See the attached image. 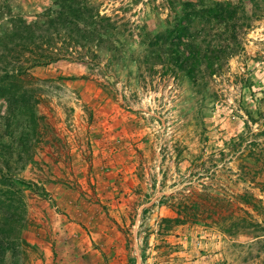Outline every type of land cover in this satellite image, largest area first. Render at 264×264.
<instances>
[{
  "label": "rangeland",
  "instance_id": "374dc122",
  "mask_svg": "<svg viewBox=\"0 0 264 264\" xmlns=\"http://www.w3.org/2000/svg\"><path fill=\"white\" fill-rule=\"evenodd\" d=\"M85 1L105 18L98 35L23 53L43 62L30 69L39 140L19 172L35 245L24 264H264V0H188L238 12L156 46L187 0ZM57 7L0 0V29ZM188 43L226 51L189 77L167 57Z\"/></svg>",
  "mask_w": 264,
  "mask_h": 264
},
{
  "label": "trees",
  "instance_id": "16d2710c",
  "mask_svg": "<svg viewBox=\"0 0 264 264\" xmlns=\"http://www.w3.org/2000/svg\"><path fill=\"white\" fill-rule=\"evenodd\" d=\"M55 3L57 9L49 13L45 21L30 23L22 17L11 16L0 29V100L6 105L5 110L0 112V264H24L28 248H35L25 237L27 205L23 197L30 182L19 172L34 161L35 146L39 140L41 117L37 106L40 87L34 84L36 78L30 69L40 60L33 58V62L26 65L23 53L31 51V46L39 40L52 39L54 35L67 34L90 40L99 33L98 21L105 19L89 8L85 0H55ZM200 5L195 10V3L187 0L178 26L161 35H154V46L166 43L175 35H190V25L196 17L221 24L232 21L238 12L226 1L213 6L200 2ZM186 45L187 56L181 59L184 50L177 46L167 57L171 59L170 64L185 69L189 77L202 61L217 60L220 58L217 53L226 51L207 48L201 54L202 50L197 45ZM58 55L54 54L49 59L55 61ZM213 60L207 64L209 68L213 67ZM7 256H10L9 263Z\"/></svg>",
  "mask_w": 264,
  "mask_h": 264
}]
</instances>
